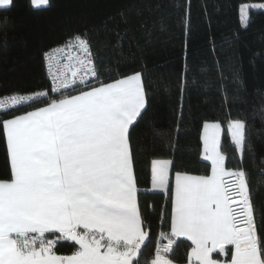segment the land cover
<instances>
[{
    "label": "snow or ice",
    "instance_id": "1",
    "mask_svg": "<svg viewBox=\"0 0 264 264\" xmlns=\"http://www.w3.org/2000/svg\"><path fill=\"white\" fill-rule=\"evenodd\" d=\"M29 5L45 9L50 0ZM14 7V0H0V10ZM252 8L264 3L241 6L245 27ZM43 55L47 88L0 97L10 167L0 177V264H141L149 231L132 140L148 106L142 73L101 79V58L87 32ZM21 108L30 110L15 114ZM226 128L242 159L246 121L232 119ZM224 132L219 120L202 125L208 175L174 171L173 159L151 160V189L170 199L171 233L150 264H173L167 254L181 236L193 245L189 264H264L248 176L242 167H226ZM62 242L71 244V254H58Z\"/></svg>",
    "mask_w": 264,
    "mask_h": 264
},
{
    "label": "trees",
    "instance_id": "2",
    "mask_svg": "<svg viewBox=\"0 0 264 264\" xmlns=\"http://www.w3.org/2000/svg\"><path fill=\"white\" fill-rule=\"evenodd\" d=\"M252 2L264 0H50L45 9L14 0L10 11L0 10V97L47 88L43 54L73 33L91 38L105 74L101 79L142 73L148 106L132 140L149 231L141 264H150L171 233L170 199L151 189L150 162L173 159L174 171L208 175L210 162L202 159L205 121L219 120L225 127L226 167L246 171L257 228L264 231V9L249 11L247 27L240 11ZM232 119L247 124L242 159L227 132ZM9 171L0 135V177ZM172 239L168 258L187 263L192 243ZM73 250L69 242L57 245L58 254Z\"/></svg>",
    "mask_w": 264,
    "mask_h": 264
},
{
    "label": "crops",
    "instance_id": "3",
    "mask_svg": "<svg viewBox=\"0 0 264 264\" xmlns=\"http://www.w3.org/2000/svg\"><path fill=\"white\" fill-rule=\"evenodd\" d=\"M201 137H202V132H201ZM202 140V139H201ZM189 174H192V173H189ZM210 174V173H209ZM193 175H201V174H193ZM174 182V181H173ZM181 237H183V236H181ZM184 238H186V237H184ZM187 239V238H186ZM190 241V240H189ZM191 242V241H190ZM192 243V242H191ZM193 247V245L191 246V248ZM191 248H190V250H189V252H188V256H189V254H190V252H191ZM219 259H224V257H221V258H219ZM173 264H175V263H173ZM185 264H189V261H187V263H185Z\"/></svg>",
    "mask_w": 264,
    "mask_h": 264
},
{
    "label": "built area",
    "instance_id": "4",
    "mask_svg": "<svg viewBox=\"0 0 264 264\" xmlns=\"http://www.w3.org/2000/svg\"><path fill=\"white\" fill-rule=\"evenodd\" d=\"M225 179V182H227V183H230V181H231V178H229V177H225L224 178ZM161 251H163V249H164V247H158Z\"/></svg>",
    "mask_w": 264,
    "mask_h": 264
},
{
    "label": "rangeland",
    "instance_id": "5",
    "mask_svg": "<svg viewBox=\"0 0 264 264\" xmlns=\"http://www.w3.org/2000/svg\"><path fill=\"white\" fill-rule=\"evenodd\" d=\"M261 3H264V2H257V3L252 2V3H245V4H247V5H255V4H261ZM245 4H243V5H245ZM241 16H242V13H241Z\"/></svg>",
    "mask_w": 264,
    "mask_h": 264
}]
</instances>
